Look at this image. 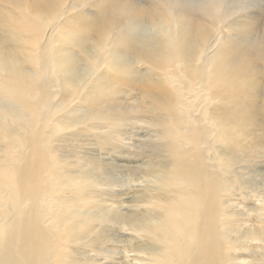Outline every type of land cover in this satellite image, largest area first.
I'll list each match as a JSON object with an SVG mask.
<instances>
[{"label":"bare ground","instance_id":"bare-ground-1","mask_svg":"<svg viewBox=\"0 0 264 264\" xmlns=\"http://www.w3.org/2000/svg\"><path fill=\"white\" fill-rule=\"evenodd\" d=\"M259 2L0 0V264H81L67 244L97 222V165L51 155L118 121L128 88L167 153L149 264H264Z\"/></svg>","mask_w":264,"mask_h":264},{"label":"rangeland","instance_id":"rangeland-1","mask_svg":"<svg viewBox=\"0 0 264 264\" xmlns=\"http://www.w3.org/2000/svg\"><path fill=\"white\" fill-rule=\"evenodd\" d=\"M259 1L264 6V0ZM252 12L261 13L258 9ZM116 96L114 105L121 111L118 121L98 120L89 131L61 132L57 139L61 147L56 148L59 153L51 155L52 161L74 162L82 157L80 161L91 158L97 165V184L90 194L97 222L81 238L67 244L81 264H149L147 255L154 245L143 234L140 222L145 223L156 212L150 201L169 194L155 180L167 153L164 141L158 138L159 128L149 123V116L160 111H135L136 105L148 107L150 102L147 98L138 102L135 89L128 88ZM68 191L65 189L60 196L69 197Z\"/></svg>","mask_w":264,"mask_h":264}]
</instances>
